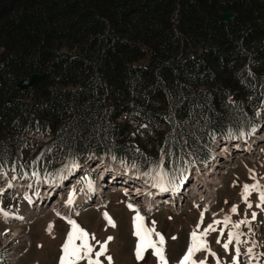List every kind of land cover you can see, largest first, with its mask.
Masks as SVG:
<instances>
[{
  "label": "trees",
  "instance_id": "obj_1",
  "mask_svg": "<svg viewBox=\"0 0 264 264\" xmlns=\"http://www.w3.org/2000/svg\"><path fill=\"white\" fill-rule=\"evenodd\" d=\"M32 73L40 81L21 90ZM262 101L264 0H0L6 170L35 172L24 148L40 131L51 137L37 153L43 172L53 148L183 172L213 137L257 126Z\"/></svg>",
  "mask_w": 264,
  "mask_h": 264
},
{
  "label": "rangeland",
  "instance_id": "obj_2",
  "mask_svg": "<svg viewBox=\"0 0 264 264\" xmlns=\"http://www.w3.org/2000/svg\"><path fill=\"white\" fill-rule=\"evenodd\" d=\"M263 130L264 127H261L259 132H264ZM31 137V144L35 147L33 148V151L47 142L46 138H38L39 136L37 137L34 135ZM259 142L261 143V148L256 156H239V158H236L234 163L228 167L229 170L221 176L223 185L217 189V197L212 202L213 204L211 206V210L207 207V210L204 213V224L202 227L213 219V213L216 214V218H221L223 215L229 214L232 204L239 205L238 212L231 214L233 220L240 219L244 215L245 205L240 199V191L241 186L244 183L252 182L250 179L249 169L255 170L258 177L264 178V140H259ZM25 153L28 155V158H30L29 153ZM31 154H35V152H31ZM50 157H53L52 159L54 163L52 166H48L47 168L45 167V172L42 170L39 171L41 176L39 180L37 178V185L39 182L43 185L48 181L54 182L57 179H63L66 177L63 175L67 174L72 168H67L65 165H70L73 160H75V162L79 165L78 167H75L76 171L78 170L76 174L71 176L72 180L75 179L80 183L75 191V195L79 193L82 184L88 188V183L95 181L98 177L97 174L89 169L88 163H86V169L82 168V160L79 161L76 157H69V159H65L53 154H50ZM103 157H106L105 160L108 159L107 161L109 162H114L111 157ZM97 161H100V158L97 159ZM85 162L86 161H83V163ZM49 164H52V162H49ZM163 167L174 179V185H176L181 172H173L165 166ZM128 169H131L137 176H140L144 182L147 180L152 181L146 176L145 181L142 178L143 175L139 174L135 168ZM13 179L16 180L17 184H19V181L16 178ZM233 181H236L235 185L233 184ZM261 182L264 183V179H261ZM184 189H187V187ZM13 190V193L11 190L6 189L0 193V207H3L9 213L17 212L18 214H21L23 209L27 206V202L25 198L19 197L20 195L15 189ZM62 191L65 193L64 199L67 200L68 193L71 190L63 189ZM9 192H11V194H8ZM105 195V199L109 198L108 205L105 204L97 207L93 206L94 208H83L78 215H75V219L89 233H94L96 238L101 241L107 236L114 237V239L108 244V254L112 255L113 264H156L155 257L150 254L151 250L145 253L144 260L138 262L135 259L134 247L136 238L132 235V217L134 212L127 207V203L134 202L129 201L127 195L121 193V191L111 192L109 190ZM194 197L196 196H193V198L189 201L187 198L186 200H183V205L178 210L172 211L166 207H161L157 210L145 212V214H143L145 216V223L150 226L151 221L155 220L156 230L160 231L165 236L166 255L169 260V264H176V261H178V259L183 255L189 242V233L199 219L200 212L205 209L204 200H197ZM81 199L83 200V198H80V201H78L79 204L83 203ZM250 199L253 201L252 210H255V202L257 199L256 194L253 193L250 196ZM225 201H227V203H225ZM104 211H107L115 221V228L107 226L102 215ZM250 212L251 210H249V216ZM49 222H52L53 224L51 233L46 230ZM251 226L254 231V236L250 237V239H254L257 242L254 251L257 253L264 252V213L258 211L257 219L252 221ZM69 227L70 226L67 222L57 216L55 211L46 212L42 216L35 218L27 225L13 222L8 227L2 222V220H0V264H58L60 246L65 239ZM6 229L7 231H5ZM18 229L21 233H19L20 231ZM241 230L247 232V227L242 226ZM217 234L218 233L215 232L209 233L207 238L209 240L210 247L217 252L222 261H230L232 255L231 246L230 252L225 254L222 247L215 243ZM172 236H175L176 239H171ZM224 238H226V233L222 239ZM8 240L9 243H7ZM10 240H14L19 244L17 245L14 243V246H10ZM15 244L17 247L16 253H22L21 257L19 254L14 263H8L7 260L5 262L3 258L11 254L12 250L15 249ZM245 247L246 245H241L242 253L244 252ZM201 255L202 254H198V256ZM81 264H83V262H81ZM208 264H214V261L210 256ZM239 264H247V258L244 255L239 257ZM253 264H257V262L254 260ZM259 264H264V257L261 258Z\"/></svg>",
  "mask_w": 264,
  "mask_h": 264
},
{
  "label": "snow or ice",
  "instance_id": "obj_3",
  "mask_svg": "<svg viewBox=\"0 0 264 264\" xmlns=\"http://www.w3.org/2000/svg\"><path fill=\"white\" fill-rule=\"evenodd\" d=\"M229 102L232 103L231 97ZM264 104V101L261 102ZM260 114V110L257 109V115ZM142 127H146L142 125ZM244 135V133H241ZM116 159L115 156L112 157ZM124 162L121 161V164ZM79 165L72 161L70 165H65L67 168H75ZM131 168H136V164H132ZM251 183H244L241 186L240 199L245 205L244 215L237 220L232 219L231 214L238 212L239 205L232 204L229 214L223 215L221 218H216V214L213 213V219L202 227L204 224V213L207 210V206L199 214V219L189 233V242L183 255L176 261V264H208L209 256L212 257L214 264H239V257L244 255L247 258V264H253L255 260L257 264L264 252L257 253L254 251L257 242L250 237L254 236V231L251 226L252 221L257 219L258 211L264 213V183L261 182V177H258L255 170L249 169ZM32 175L39 178V174L33 172ZM153 182L154 187L160 188L162 191H168L170 188L175 190L174 179L170 176L167 170L162 166L161 162H157L153 167L149 168L147 172L141 173ZM47 182V181H46ZM236 181H233L235 185ZM11 187V184L8 185ZM88 187L92 189V182L88 183ZM4 191L0 188V193ZM255 193L257 196L255 202V210L253 209V201L250 196ZM31 203V199L26 197ZM75 199V190L68 193V198L64 201L65 204L71 206ZM227 203V201H225ZM127 207L134 212L132 217V235L136 238L134 247L135 259L139 262L144 260L145 253L151 250L150 254L155 257L156 264H169V260L166 255V238L160 232L156 230V221H151L150 226L145 223V216L141 214L139 207L129 202ZM249 210L250 216H249ZM258 210V211H257ZM0 214L5 217L9 216L3 207H0ZM57 216H61L59 212ZM78 215V214H77ZM107 226L112 228L116 227V223L107 211L102 213ZM65 219L70 226L66 233L65 239L60 246V255L58 257V264H113L112 255L108 254V244L114 239L112 236H107L102 241L97 239L94 233H89L84 227L73 219L71 216L61 217ZM23 219V217H20ZM170 219V218H169ZM242 226L247 227V232L241 230ZM53 224L49 222L47 231L51 233ZM7 231V229L5 230ZM211 232L218 233L215 243L220 245L225 254L230 252L231 246V260H223L211 247L208 240V235ZM226 238L222 239L225 236ZM171 239L175 240L176 237L172 236ZM246 245L244 252H241V245ZM198 254H202L198 256ZM103 257V259H102Z\"/></svg>",
  "mask_w": 264,
  "mask_h": 264
},
{
  "label": "bare ground",
  "instance_id": "obj_4",
  "mask_svg": "<svg viewBox=\"0 0 264 264\" xmlns=\"http://www.w3.org/2000/svg\"><path fill=\"white\" fill-rule=\"evenodd\" d=\"M26 91V90H25ZM32 135H34V136H39L38 138H46V141L48 142V140H50V138L51 137H48V136H46V134H43L42 132H40V131H38V132H35V133H33V131L31 132V134H30V137L32 136ZM258 138L260 139V140H264V134L263 135H259L258 136ZM30 140H31V142H32V137L30 138ZM226 143H225V145H227V143H228V140H226L225 141ZM231 140H230V145H231ZM46 143V142H45ZM44 143V144H45ZM224 143V142H223ZM42 147H43V145H41V146H39L38 148H36V149H34V151H33V148H35L31 143L27 146V147H25L24 148V151L25 152H28L29 153V159H31V160H34V161H36V165H40V168H42L43 167V162H42V160H41V158L37 155V153L39 152V150H41L42 149ZM31 152H35V154H31ZM50 154H53V155H55L56 154V150H55V148H53V149H51V150H49V155ZM220 155V154H219ZM57 156H59V157H61V155L60 154H57ZM64 158V157H63ZM112 158V157H111ZM66 159V158H65ZM84 159H89V158H83V159H81V160H84ZM225 160H223L222 162L220 161L219 163H220V165H222L223 167H225V166H227V165H229V163H230V161L233 159V158H231L230 157V154H228V156L226 157V158H224ZM74 170L71 172V174L72 175H74V174H76V172L78 171H75V169L76 168H73ZM40 170H42V169H40ZM94 170L95 171H100V170H103V169H101V165L100 164H96V166H95V168H94ZM129 169L128 168H125V171H128ZM52 171V170H51ZM203 171H205L206 173L204 174V177H205V180H203L202 178H200V177H198V175H202V174H199L200 172H199V170H197L196 171V177L194 178L195 179V182L193 183V185H192V187H190V189H188V190H183L182 192H180V193H177V195L179 196L178 197V200L177 201H174V202H172V205H170L169 204V202H167V204H165V203H158V206H161V207H169V206H175V208H177L176 207V204H177V202L179 203L180 202V199L182 198V194L183 193H187L186 194V196L189 198V200L191 199V198H193V196H196V197H194V198H196L197 200H200V199H204V201H205V205L208 207V209H210L211 210V205L213 204L212 202L215 200V198H216V188L220 185V186H222L223 185V183H222V178H220V177H218V176H215V174L217 175V174H219V172L216 170V167H212V168H208V169H206V170H203ZM81 173V172H80ZM125 173H127V174H129V175H131V173L130 172H125ZM197 173H198V175H197ZM20 174H23V175H29L30 173H27V172H22V173H19V172H17V171H15V170H6L5 168H1L0 167V185L1 186H3V187H5L6 188V190L7 189H10V188H16L18 185L16 184V185H13L12 183H10L8 180H10L12 177H14V176H17V175H20ZM132 174H134V173H132ZM67 174H64L63 176H66ZM135 176V175H134ZM207 178V179H206ZM68 179V177L67 178H65V179H57V180H55L54 182H52V183H50V184H48L47 186H49L50 187V189L49 190H51L52 188H58V189H63V188H66L67 187V184H66V180ZM74 180H69L68 182H70V183H68V184H70L69 185V187H74L75 186V182H73ZM17 183V182H16ZM72 183V184H71ZM74 183V184H73ZM9 184H11V187H9L8 185ZM146 184H149L148 182L146 183V182H140V183H137L136 185H135V187H137V189L136 190H134L133 192H144V193H148L149 194V196L152 198V196H153V191H151V188L148 186V185H146ZM151 186H153V183H151L150 184ZM45 186V185H44ZM46 187V186H45ZM133 188V187H132ZM150 188V189H149ZM99 189H101L100 188V186L97 188V191H96V195H98V191H99ZM156 189H160V188H158V187H156L154 190H156ZM122 191L121 192H124V191H126L127 190V185H125L124 186V188H122L121 189ZM106 190H104V192H105ZM166 191H162L161 192V194H163V193H165ZM61 197H63V195L61 194ZM83 198V200H82V202H84L85 200H87L86 198L88 197V195L86 194V192H85V194H84V196H83V192L82 193H80V195H78V197H76L75 199H74V202H73V204L71 205V206H69V205H65L64 204V206H65V209H66V211H67V213L66 214H64L62 217H66V216H69V215H71V214H73V215H75L76 213H80L81 211H80V209L79 208H77V206L79 205V203H78V201H80V198ZM54 200H57V201H55V203L56 202H58V197H55L54 198ZM62 199H59V202L61 201ZM97 201H98V203H97V205H99V204H103V205H108L109 204V198H107V199H104V203H102V199H101V196H98V198L96 199ZM128 200H132V197L131 198H129ZM151 200L152 199H150V198H148L147 199V197H146V200L143 202V205H138V207H139V209H140V211H141V214L143 215L145 212H146V210H148V205L150 204V202H151ZM139 201H141V200H139ZM54 202V201H53ZM51 203V202H50ZM182 204V202L180 203V205ZM38 206H39V208L41 207V203H40V201H38L37 203H36V208H38ZM38 208V209H39ZM170 208V207H169ZM171 209V208H170ZM173 210H174V208H172ZM73 210H74V212H73ZM209 210V211H210ZM69 214V215H68ZM73 219H75V218H73ZM78 222V221H77ZM79 223V222H78Z\"/></svg>",
  "mask_w": 264,
  "mask_h": 264
},
{
  "label": "water",
  "instance_id": "obj_5",
  "mask_svg": "<svg viewBox=\"0 0 264 264\" xmlns=\"http://www.w3.org/2000/svg\"><path fill=\"white\" fill-rule=\"evenodd\" d=\"M221 18L225 21H231L235 18V13L233 11L223 12L221 14ZM40 79H41L40 73H32V74H29L21 78L18 81L17 86L21 90L25 91V90H28L29 88L36 86L38 82L40 81Z\"/></svg>",
  "mask_w": 264,
  "mask_h": 264
}]
</instances>
